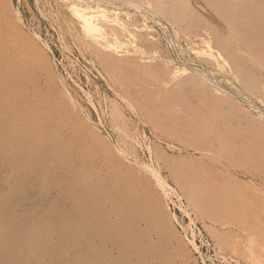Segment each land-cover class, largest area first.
<instances>
[{
	"label": "rangeland",
	"instance_id": "1",
	"mask_svg": "<svg viewBox=\"0 0 264 264\" xmlns=\"http://www.w3.org/2000/svg\"><path fill=\"white\" fill-rule=\"evenodd\" d=\"M9 1L51 143L90 126L66 164L0 130V264H264V0Z\"/></svg>",
	"mask_w": 264,
	"mask_h": 264
},
{
	"label": "bare ground",
	"instance_id": "2",
	"mask_svg": "<svg viewBox=\"0 0 264 264\" xmlns=\"http://www.w3.org/2000/svg\"><path fill=\"white\" fill-rule=\"evenodd\" d=\"M125 2H128V1H125ZM252 2H254V1H252ZM123 5L129 6L127 3H123ZM253 5L256 6V4H253ZM239 6L237 7V10L239 9L238 11L240 13L241 7H239ZM238 11H235V13L232 11L235 14V18L239 15L237 13ZM233 13L231 16H233ZM240 15H241V13H240ZM18 20H19V18L17 17L16 14H14V11L11 9L10 1L9 0H0V130L4 131L5 138L8 140L11 147H13V148H24L25 150H28V151H31L33 149H39V150L43 151L49 157V159L51 161H54L57 164H64V163L66 164L68 160L70 161V159H69L70 156L68 154V147L70 146V142L76 143V142H79L81 140L82 133H81L80 127H81V125H85V124L87 126L88 122L85 121L84 118L81 116L79 109L76 108V106L74 105L72 100L70 98H67L68 101L65 104L64 109H63V114H64L63 117H65L66 119H68L70 121H66V123L62 129L64 133L60 132V134L62 133V137L64 136L63 140L61 142H58L57 144L51 143L50 138L52 137V135L56 131H58V127H57V125L54 124L55 121L53 118L45 116V115H43L42 112L39 111V109H38L39 107L36 105V102H35L36 101L35 94L33 92V90H35L34 86L36 88L38 87L36 85V82H37L36 77H37V74L39 72V69H41L40 66H38V62L40 60H41V62L43 60H45V59H43L44 55H43V53H41L37 44L35 43L36 40L33 41V40L25 37V35L21 32V28H20ZM107 22H108V20H107ZM60 85H63V84H60ZM32 88H33V90H32ZM61 91L64 94L67 93L65 89H63ZM88 126H90V125H88ZM131 140L133 141V139H131ZM129 145H131V144H129ZM3 148H2V150H3ZM11 150H13V149H11ZM6 152H9V151H6ZM37 152H38V150H37ZM29 153H27V151H26L27 155H29ZM120 159H119V161H120ZM123 165L124 164H122V166ZM63 166H65V165H63ZM67 170L68 169L66 168L65 171H67ZM123 171H121V172H123ZM65 174H67V172ZM112 174H113V172H112ZM114 174H115V172H114ZM138 174H140V173H138ZM115 177H117V176H115ZM144 178H147V177H144ZM149 178H150V176H149ZM149 180H152L151 183L153 184V186H149V183H147L148 184L147 185L146 184L147 180H143V181H145L144 185L146 184L147 186H149L150 191L152 189V192L155 195L153 196V194H151V193L150 194L152 196H150V194H148V195L150 197H152L154 200L157 199V200H159V202L160 201L162 202L164 200L165 196H167V190L165 189L167 187H165V185H166V184H164L165 182H163V180L156 174L151 175V179H148V181ZM142 182L140 181L139 183L141 184ZM144 185H142V186L140 185V186L145 188ZM95 187H97L96 183H95ZM125 188H127V187H125ZM145 189H147V188H145ZM82 193H84V192L82 191ZM130 195H131V193H130ZM131 196H133V195H131ZM121 197L122 196H120V198ZM126 197L128 198V196H126ZM141 200H142V198H141ZM147 200H149V198H147ZM157 200H155V201H157ZM82 201L85 202V200H82ZM118 201L119 202L123 201V197L121 200L120 199L117 200V202ZM150 201L153 203L152 199ZM108 202H110V200H108ZM114 202H115V200H114ZM117 202H115V203H117ZM125 202H120V204H122V203L124 204ZM151 202H146V203L149 204ZM148 204H146V205H148ZM161 204H163V203H161ZM151 205H153V204H151ZM140 206H141V204H140ZM149 207H151V206H149ZM147 209H148V207H147ZM109 220H110V218H109ZM107 222H108V219H107ZM111 222H112V220H111ZM113 222H114V220H113ZM113 225H114V223H113ZM184 241L181 240L178 243H181ZM181 244H183V243H181ZM190 244H191L193 249H195V250L197 249L193 242H190ZM29 253H30V251H29ZM184 256H186L184 258L185 259L184 264H192V259L188 255H184Z\"/></svg>",
	"mask_w": 264,
	"mask_h": 264
}]
</instances>
